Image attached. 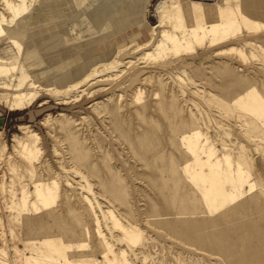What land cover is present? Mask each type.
I'll list each match as a JSON object with an SVG mask.
<instances>
[{"label": "rangeland", "instance_id": "obj_1", "mask_svg": "<svg viewBox=\"0 0 264 264\" xmlns=\"http://www.w3.org/2000/svg\"><path fill=\"white\" fill-rule=\"evenodd\" d=\"M0 26V84L35 85L0 89V264H264V0H0Z\"/></svg>", "mask_w": 264, "mask_h": 264}, {"label": "bare ground", "instance_id": "obj_2", "mask_svg": "<svg viewBox=\"0 0 264 264\" xmlns=\"http://www.w3.org/2000/svg\"><path fill=\"white\" fill-rule=\"evenodd\" d=\"M10 8L14 11V13H16V10L12 6H10ZM3 32H5V30L2 28V26H0V34H2ZM0 62H2V60H0ZM1 67H3V69L5 70L4 74L9 73L11 70L12 71L16 70V66H13V65L10 68H6V66H1ZM15 79H16V77L12 78V80H15ZM34 86L35 85H33V84H28V91L27 92H23L22 90L19 89V85H16L13 82L10 83V84L7 83V82L1 83L0 84V89L5 90V93H6L5 94V99H4L5 106L9 110H14V109L21 108L22 106H24L26 103H28L29 101H31L34 98V96H35ZM34 135L38 139L37 134L34 133ZM1 236H0V238H1ZM1 240L3 241V238H1Z\"/></svg>", "mask_w": 264, "mask_h": 264}, {"label": "water", "instance_id": "obj_3", "mask_svg": "<svg viewBox=\"0 0 264 264\" xmlns=\"http://www.w3.org/2000/svg\"><path fill=\"white\" fill-rule=\"evenodd\" d=\"M4 123V117H0V127L3 125Z\"/></svg>", "mask_w": 264, "mask_h": 264}, {"label": "crops", "instance_id": "obj_4", "mask_svg": "<svg viewBox=\"0 0 264 264\" xmlns=\"http://www.w3.org/2000/svg\"><path fill=\"white\" fill-rule=\"evenodd\" d=\"M16 42V41H15ZM20 42V40L18 41V43Z\"/></svg>", "mask_w": 264, "mask_h": 264}]
</instances>
